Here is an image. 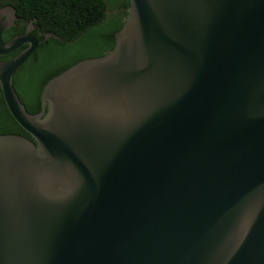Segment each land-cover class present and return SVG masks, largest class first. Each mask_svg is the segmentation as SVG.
<instances>
[{"label": "water", "instance_id": "1", "mask_svg": "<svg viewBox=\"0 0 264 264\" xmlns=\"http://www.w3.org/2000/svg\"><path fill=\"white\" fill-rule=\"evenodd\" d=\"M12 25L0 87L32 137L0 135V264H264V0H130L38 113Z\"/></svg>", "mask_w": 264, "mask_h": 264}, {"label": "trees", "instance_id": "2", "mask_svg": "<svg viewBox=\"0 0 264 264\" xmlns=\"http://www.w3.org/2000/svg\"><path fill=\"white\" fill-rule=\"evenodd\" d=\"M12 1L18 15L33 20L36 32L42 33L38 50L14 76L17 93L30 113L41 111V94L50 79L80 60L103 56L114 48L130 6V0ZM45 34L51 36L44 39ZM1 134L32 137L10 113L0 87Z\"/></svg>", "mask_w": 264, "mask_h": 264}, {"label": "flooded vegetation", "instance_id": "3", "mask_svg": "<svg viewBox=\"0 0 264 264\" xmlns=\"http://www.w3.org/2000/svg\"><path fill=\"white\" fill-rule=\"evenodd\" d=\"M0 9H7L8 10V14L10 15V17H12V20H13V25L11 27H9L6 31L3 32V35H2L3 39H4V34L5 33H6V36H7V39H4V41H9V40H11L13 37H15L17 35L23 34L25 32H29V33H31L32 35H34L35 37H37L39 39V45L36 48V50L33 52V54L36 53V51L38 50V48H39V46H40V44L42 42V40L40 38L42 33L39 32V31L36 32V25H35L34 21L33 20H28L27 21L26 19L21 18L18 15V13H17V9L14 7L12 0H0ZM6 17L7 16H5V18ZM35 32L37 34H35ZM50 36H51L50 34H45V38L44 39H47ZM27 47H28V44H25V45H22L21 47H19L18 49H16L15 51H13L12 53H9V54L4 55V56H0V57H5L4 59H0V61L13 60L19 53H21ZM32 55L29 57V59L32 57ZM18 70H17V72H18Z\"/></svg>", "mask_w": 264, "mask_h": 264}]
</instances>
